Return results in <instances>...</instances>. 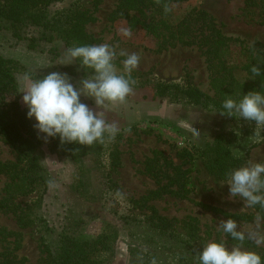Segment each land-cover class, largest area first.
Masks as SVG:
<instances>
[{"label": "rangeland", "instance_id": "1", "mask_svg": "<svg viewBox=\"0 0 264 264\" xmlns=\"http://www.w3.org/2000/svg\"><path fill=\"white\" fill-rule=\"evenodd\" d=\"M71 1L65 0L55 8L65 7ZM119 1L87 0L84 7L95 18L87 25L89 34L95 39L94 45L115 46L117 58L114 63L118 71L123 72L122 61L126 59V56L119 53L136 52L141 60L138 69L133 72L138 75L144 78L158 76L166 81L181 80L213 95L210 73L202 52L196 47H178L158 53L154 50L155 42L143 31H132L131 37H125L121 29L129 28L127 22L119 20L112 23L109 19ZM194 7L213 17L228 37L248 46L264 44V0H189L175 8V17L180 19ZM36 35L35 29L29 31V37ZM42 44L44 52L39 53L29 49L28 40L17 41L10 34L0 32V55L18 61L30 72L40 75L51 72L67 73L64 69L73 67L74 63L60 64L67 50L61 41ZM52 48H57V55L53 56ZM22 75H16L19 102L27 109L22 102L23 94L20 93L19 78ZM70 77L73 83L77 82L74 77ZM82 98L90 108L102 110L96 107L92 98ZM9 100L8 98L4 102L8 103ZM103 113L107 121L118 126V134H122L120 139L116 136L117 140H114V143L118 142L121 161L112 173V182L108 183L102 169L104 166L99 167L103 161L108 167L106 158L101 159L100 164L87 159L85 171L89 172V183L85 196L88 199L77 194L73 190L77 166L45 148L43 161L51 172L55 187L48 186L39 208L34 206L36 195L19 196L14 201L21 208H29V218L32 220L35 218L33 210L37 211L38 217L45 224L37 222L21 229L13 213L0 212V252L9 253V261L15 264L41 262L47 257L45 245H55L57 235L65 230L81 239H95L106 229L113 228L117 231V238L106 264H140L138 257L143 254L139 252L147 249L145 246L151 243L148 239L152 238L154 232L145 223L134 224L133 219L136 217L129 218L131 213L136 214L138 220H142L141 216L145 214L154 213L162 217L179 232L189 236L201 250L210 241H226L229 249L231 245L238 243L224 234L218 224L221 220L230 219L227 215L253 214V209L244 207V201L239 197L229 198L227 182L212 177L205 170L200 158L195 157L184 166V170H189L187 198L171 193L155 196L159 185L146 173V162L155 153L162 154L161 159L166 158L176 165L181 164L176 157L179 150H194V147L211 141L215 134L228 127L227 120L214 114L198 112L182 104L171 103L167 99L154 100L147 88H134L124 104H108ZM0 121L3 124L10 121L7 109L1 105ZM193 127L200 132L199 137L193 136ZM129 128L130 133L127 132ZM246 151L247 147H243L238 153L244 154ZM250 160L264 162V144L249 152L248 161ZM0 161L9 165L17 163L16 151L1 133ZM11 176L9 173L0 174V201L6 197L5 189ZM166 183L167 179L161 182L162 185ZM254 221L237 223L246 233L258 231L264 236V222L257 228ZM162 244L165 245L166 242ZM243 247L264 254V239H246ZM136 248L138 252L133 251ZM2 261L3 257H0V264Z\"/></svg>", "mask_w": 264, "mask_h": 264}, {"label": "trees", "instance_id": "2", "mask_svg": "<svg viewBox=\"0 0 264 264\" xmlns=\"http://www.w3.org/2000/svg\"><path fill=\"white\" fill-rule=\"evenodd\" d=\"M86 1L72 0L67 6L56 9L55 6L65 0H0V32L10 34L17 41L28 40L29 49L39 53L44 52L42 43L53 44L55 41H61L67 49L74 44L94 45L95 39L89 34L87 25L95 18L84 8ZM188 1L161 0L157 5L155 0H120L109 17L112 23L125 20L131 31H143L155 42L154 50L158 53L178 47L198 48L210 73L213 95L181 80L166 81L158 76L144 78L136 72L132 76L140 80H137L134 88H147L154 100L167 99L171 103L214 114L228 121V127L215 134L211 141L194 147V150H179L176 157L181 164L176 165L166 158L161 159L160 156L163 155L160 153H155L147 160L146 173L159 185V190L154 194L157 197L163 193H171L187 198L189 170H184V166L195 157L202 160L205 170L212 177L227 182V173L245 165L249 152L264 144V132L259 137H253L254 122L219 114L223 111L222 103L228 95L239 100L249 91H260L264 94V44H254L253 48V45L248 46L228 37L213 17L197 7L177 19L175 8ZM164 4H168L172 11L165 14ZM31 29L36 30V36H28ZM51 53L53 56L57 55V48H52ZM254 64L261 67V76L252 79L250 69ZM78 68L79 61H76L73 67L64 70L77 81L91 71H78ZM26 72L32 74L33 78L44 76L30 72L18 61L0 55V105L7 109L10 118L7 124L0 121V133L17 154L16 164L9 165L0 161V174H12L6 185V197L0 201V212L13 213L21 229L37 222L45 224L32 207L35 215L33 220L29 218L31 214L28 213V207L21 208L14 203L19 196L36 195L34 206H41L43 196L48 190L46 181L52 179L51 172L43 161L45 148L77 166L73 190L84 197L88 193L89 183V172L85 171L87 159L95 160L99 164L103 158L108 160V167L104 161L99 167L104 166L103 173L109 184L112 182V173L121 161L117 141L114 143L106 140L103 144L95 143L87 147L76 143L61 145L58 136L49 138L48 142L42 138L43 134L38 138V132L33 127L35 119L27 117L28 109H24L19 102L16 75ZM8 98L9 102L5 103ZM81 102L86 103L82 97ZM117 137L120 139L122 134H117ZM243 147H247L246 153L239 154ZM76 149L79 151L73 154ZM164 179L168 183L162 185ZM252 209L253 214L226 215L230 219L245 223L255 220L257 212L264 217V210L259 205ZM131 214L129 218L136 217L133 219L134 224L145 223L154 232L152 238L148 239L151 243L145 246L147 249L139 252L143 254L144 264H150L153 257L157 264H199L196 254L202 250L189 236L179 232L167 220L154 213L141 216L142 220H138L136 214ZM8 235L5 234L6 237ZM116 238L117 231L113 228L106 229L95 239H81L65 230L57 235L55 245H45L47 257L37 264H106L112 255ZM133 251L139 250L136 248ZM259 255L264 261V254ZM0 257H3L1 264H15L9 261V253L0 252Z\"/></svg>", "mask_w": 264, "mask_h": 264}, {"label": "clouds", "instance_id": "3", "mask_svg": "<svg viewBox=\"0 0 264 264\" xmlns=\"http://www.w3.org/2000/svg\"><path fill=\"white\" fill-rule=\"evenodd\" d=\"M159 5L161 0H155ZM165 14L172 11L168 4L163 5ZM122 35L131 37L130 28L121 29ZM254 48V45H253ZM126 56L122 61L123 72L118 71L114 61L117 58L115 46L109 44L98 45H73L69 47L61 65H71L79 61V70H91L85 77L76 83L67 73L51 72L42 78H33L30 73H24L19 78L22 102L27 107V117L34 118V129L45 142L49 138L59 137L61 145L76 143L83 146H92L95 143L114 141L119 133L118 126L104 118L103 109L108 105L124 104L127 97L133 93L134 86L138 83L132 73L138 69L141 56L136 53L121 52ZM252 79L261 76V67L258 64L251 66ZM264 86V85H262ZM81 97L92 98L97 108L96 111L88 104L81 102ZM221 116L238 117L244 121L254 122L253 137H259L264 132V94L260 91H249L241 99L226 96L222 103ZM130 133L131 129H127ZM194 137H199L200 132L192 128ZM79 149H76L75 154ZM50 188L55 187V181H46ZM229 198H241L244 207H259L264 210V162L248 161L245 165L232 169L227 173ZM264 222L260 212L256 213L257 228ZM218 227L224 234L230 236L237 244L227 246L226 241L207 242L197 259L199 264H264L261 256L243 247L246 239H264L258 231L245 232L233 219L221 220ZM259 242V240H257ZM143 264V257H138ZM150 264H157L152 258Z\"/></svg>", "mask_w": 264, "mask_h": 264}]
</instances>
